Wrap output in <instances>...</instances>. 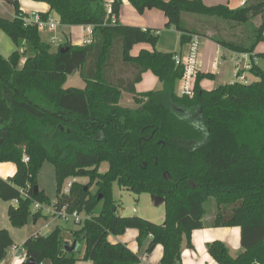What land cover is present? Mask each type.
Returning <instances> with one entry per match:
<instances>
[{
	"label": "trees",
	"instance_id": "obj_1",
	"mask_svg": "<svg viewBox=\"0 0 264 264\" xmlns=\"http://www.w3.org/2000/svg\"><path fill=\"white\" fill-rule=\"evenodd\" d=\"M28 1L46 4L49 13L43 17L53 13L60 26L92 27L93 36L88 44L65 42L53 51L35 26L24 23L27 14L17 1L10 2L12 19L0 17V31L16 47L7 58L0 55V163L16 166L13 177L0 180V200L16 202L7 209L9 223L17 229L37 223L44 205H51L53 213L65 209L83 217L70 232L83 244L81 256L67 252L56 226L48 235L27 238L21 264H140L125 245L108 241L128 229L138 232L139 247L148 241L145 253L162 246L159 264H175L183 249H192L191 233L205 226L209 199L216 204L211 226L239 227L241 245L232 257L224 244H208L210 257L218 264H264V71L253 63L248 73L254 81L210 91L200 82L212 76L198 73L193 96L180 97L183 68L175 64V54L155 50L156 31L118 24L121 0ZM128 3L140 15L162 12L165 28L180 34L181 53L196 35L231 53L264 59V54L253 55L264 42V0L236 9L209 7L201 0ZM184 15L212 21L214 27L188 29ZM140 44L153 50L132 56ZM147 72L160 90L136 93ZM76 74L83 88H64L68 76ZM123 93L131 96L134 108L119 106ZM46 162L54 168L53 204L37 183ZM78 178L88 182L80 184ZM114 184L163 198L162 224L121 217L112 198ZM12 246L9 232L0 229V264Z\"/></svg>",
	"mask_w": 264,
	"mask_h": 264
},
{
	"label": "crops",
	"instance_id": "obj_2",
	"mask_svg": "<svg viewBox=\"0 0 264 264\" xmlns=\"http://www.w3.org/2000/svg\"><path fill=\"white\" fill-rule=\"evenodd\" d=\"M4 1L5 3L1 2ZM11 1H17L19 10L24 14H31V13H40V14H48L49 7L43 3H35L28 0H0V17L6 19H12L14 17V8L10 4ZM107 4H110L112 0H105ZM204 5L206 6H217V5H226L230 9L239 8V0H201ZM122 7L120 13L117 18V23L123 26H133L138 27L143 30L151 29L157 32L158 39H159V31L165 29L167 31H174L176 33L175 37H177L176 41V49L173 51H161L159 49H155L158 52L162 53H174L178 54L181 53L180 47V34L176 32L174 29H166L165 24L166 20L162 12L158 10H150L145 11L142 15L138 14L128 3V0H121ZM54 14L50 13L49 17L53 18ZM183 22L188 29L194 27H202L205 25L206 27H214V22H205L204 20L192 16V15H184ZM42 36H45V41L47 42L48 34L43 33ZM56 36L62 40V42H68L74 46H81L84 44L85 38L83 37V28L82 27H68V26H58L56 30ZM149 46V45H147ZM146 44L136 45L132 51V56H137L141 50L152 51L153 49L150 47L148 48ZM54 50V49H53ZM185 51V50H183ZM264 54V42L259 43L254 51L255 55H262ZM237 56L235 53H231L223 48H221L218 44L212 41L208 37H202L200 43V50L198 56V70L199 74L207 75L210 74L212 76L211 79H203L200 82V87L204 90L210 91L215 89L218 85H226L224 81V76L228 67V63L230 64V69L232 67V78H233V64L232 59ZM249 55L243 61H241L240 66L243 63L251 61L250 59L254 58V64L257 65L262 71L264 68L261 67V61H264L262 58L252 57ZM248 78H250V82L254 81L255 78L250 74H246ZM209 81L213 83L212 88L204 87L207 85ZM235 80H232L229 84L233 83ZM160 83L158 80L150 73H144L142 75L141 81L135 85L136 93H144L152 90H156ZM161 88V84H160ZM160 90V89H157ZM132 100V99H131ZM120 106V104H119ZM122 107V106H121ZM127 108V107H126ZM16 173V166L12 163H0V180H8L14 176ZM39 190L44 191L39 185ZM45 192V191H44ZM55 200V198H54ZM54 200H51L50 203L53 204ZM9 206H16V202L5 203L0 200V229H5L9 232L10 231V223L7 217V209ZM216 213V209L213 210L210 217L206 221L203 220L204 227L198 230H194L191 233L190 241L192 245V249H183L181 256H180V263L181 264H218L216 263L208 254L206 246L208 244L219 242L224 244L232 257H235L241 250L240 245V228L239 227H219L214 228L211 226V223L214 219ZM51 215V219L46 224V226H58L56 218H52V206L49 205L46 214L43 213L44 217H49ZM151 216V215H150ZM205 216V213H204ZM203 216V219H204ZM49 217V218H50ZM147 218V217H146ZM164 216L161 215L160 223L163 222ZM148 220L153 221L151 217ZM38 223V222H37ZM37 223H34L36 225ZM162 224V223H161ZM59 227V226H58ZM52 228V229H53ZM78 229V227H77ZM76 229V230H77ZM72 232V231H70ZM34 233H30L27 238L30 237ZM137 235L138 232L134 229H128L124 232L123 235L114 237L109 236L108 241L111 244H123L125 245L132 253L136 254L139 257L140 264H159L162 254L163 248L160 245L154 247L151 253H145V249L147 247L148 241L142 246L139 247L137 243ZM12 238V236H11ZM13 240V239H12ZM65 243V248L68 253L76 254L78 251L81 250L80 242H76L72 239L71 234L69 233V237H63ZM24 241V242H25ZM23 242V243H24ZM14 243V241H13ZM76 244V245H75ZM82 252V251H81ZM81 252L79 253L78 257L81 256ZM78 264H91L90 262L84 261H77ZM75 263V264H76ZM1 264H8V257L1 262Z\"/></svg>",
	"mask_w": 264,
	"mask_h": 264
},
{
	"label": "rangeland",
	"instance_id": "obj_3",
	"mask_svg": "<svg viewBox=\"0 0 264 264\" xmlns=\"http://www.w3.org/2000/svg\"><path fill=\"white\" fill-rule=\"evenodd\" d=\"M5 3L4 1H1ZM0 2V3H1ZM6 19V18H5ZM54 20H58L57 17L53 16ZM177 32V31H176ZM176 33L174 31H167L165 29H162L159 31V39L157 41V44L155 46V49H159L161 51H173L176 49V41L178 40L177 37H175ZM42 39L45 41V36H42ZM63 42H59L55 45H51V49L53 51L57 50V48L62 45ZM147 46V45H146ZM150 48L149 46H147ZM16 50V47L12 43V41L2 32L0 31V55L2 57L7 58L13 51ZM261 67L264 68V61H261ZM248 83H250V78L245 76ZM234 78H232V67L230 69V64L228 63V67L224 76V81L226 84H229ZM207 85H204V87H213V83L206 81ZM84 82L79 77L78 74L68 76L66 83L64 84V88H83ZM157 89H160V84L158 85ZM156 89V90H157ZM120 106L127 107V108H134V104L131 100V96L129 94L123 93L122 98L119 102ZM106 165L101 167V172L105 171ZM72 180H69L65 182L63 185L64 188H67L68 182H71ZM75 181H77L80 184H86L88 180L86 178H78ZM38 185L44 189V193L49 198V200H54L55 198V174H54V168L50 163H44L42 166L40 173L38 175L37 179ZM112 198L115 201L117 205V211L118 214L121 217H133L138 216L140 218L148 220L149 217L154 219L151 221L155 224H161L160 223V217L161 215L164 216V205H160L158 207L154 206L151 195L148 193H142L140 195H136L126 189L120 188L116 184L112 187ZM49 205L42 206V213L46 214V211L48 209ZM205 216L204 221L208 219V217L211 216L210 213L213 212V210L216 209V204L212 199H209L205 205ZM151 215V216H150ZM51 215H49L50 217ZM42 217L39 219L38 223L36 225L30 224L23 228L17 229L9 226L11 231V236L14 241L15 246L21 247L23 245V242L25 241L26 237L30 233H38L39 235H48L53 226H46V224L49 222L51 217ZM147 217V218H146ZM52 218H56V216H52ZM57 219V218H56ZM61 228V236L62 237H69L70 231H74L77 229V224H75L72 220H65L64 218H58L56 223ZM81 250L76 253V256L78 257L79 253L83 250V244L80 243ZM21 253L23 251H20ZM42 264H49L48 261H44ZM78 264V263H76Z\"/></svg>",
	"mask_w": 264,
	"mask_h": 264
},
{
	"label": "built area",
	"instance_id": "obj_4",
	"mask_svg": "<svg viewBox=\"0 0 264 264\" xmlns=\"http://www.w3.org/2000/svg\"><path fill=\"white\" fill-rule=\"evenodd\" d=\"M252 0H239V7H245V5ZM24 23L28 25H33L37 28V30L40 33H47L48 39L47 42L50 45H55L59 43L62 40L56 36V30L59 26L58 20H54L53 18L47 17L44 18L42 14L40 13H31L27 14V17L24 19ZM111 24H115V19L112 18ZM83 28V37L85 38L84 44H88L92 40L93 31L92 27H82ZM201 39L199 36H192L190 43L188 44L186 50L181 54H175L173 56V60L176 65H180L183 68V76L181 80L179 81L178 87H177V94L180 97H187L191 98L194 94V87L196 83V76L199 73L198 70V56H199V50H200V43ZM64 43V42H63ZM62 43V44H63ZM249 55L247 54H237L232 59L233 64V78L234 82H240L244 84H248L245 76L246 74H249L252 64L254 63V58L250 59L251 61L243 63L242 66H240L241 61H243L246 57ZM23 161L25 163L28 162V158L26 156H23ZM70 182L67 184V188H65V192L70 187ZM36 208H39V205L35 206ZM55 214L56 218H64L67 220H72L75 224H79L83 221V217L77 214L76 212L72 214L66 213L65 209H63L59 213H53ZM20 251H23L22 246H12L8 252V264H21L25 261V253L24 251L21 253ZM175 264H181L180 261L176 262Z\"/></svg>",
	"mask_w": 264,
	"mask_h": 264
},
{
	"label": "water",
	"instance_id": "obj_5",
	"mask_svg": "<svg viewBox=\"0 0 264 264\" xmlns=\"http://www.w3.org/2000/svg\"><path fill=\"white\" fill-rule=\"evenodd\" d=\"M60 52H64L63 49L60 50ZM37 190V188H36ZM151 200L154 204V206L158 207L164 203V199L158 196H151ZM76 245V244H75ZM27 264H36L33 260H28Z\"/></svg>",
	"mask_w": 264,
	"mask_h": 264
}]
</instances>
